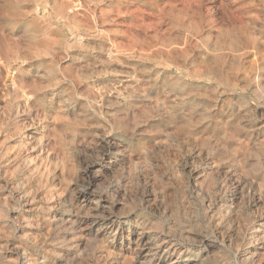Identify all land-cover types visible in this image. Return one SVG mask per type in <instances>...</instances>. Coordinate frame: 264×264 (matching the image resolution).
<instances>
[{
	"label": "clouds",
	"instance_id": "9594fccd",
	"mask_svg": "<svg viewBox=\"0 0 264 264\" xmlns=\"http://www.w3.org/2000/svg\"><path fill=\"white\" fill-rule=\"evenodd\" d=\"M4 6L9 11L18 7ZM140 6L158 10L153 28L167 26L157 32L162 48L180 40L187 43L183 53L170 57L179 67L171 87L186 92L190 81L206 78L219 89L235 78L242 85L236 89L239 95L231 99L228 110L200 105L202 111H174L177 105L166 103L165 96L143 112L118 111L111 123H105L98 145L85 140L93 125L85 123V114H76L77 77L61 68L68 49L81 47L84 37L64 33L59 47L46 45L42 54L48 56L49 66L42 83H14L10 94L5 88L7 106L0 119V264H161L162 244L168 245L164 264H264V0H140ZM58 7L52 5L54 10ZM55 17L53 11L43 18L47 28L57 27ZM148 42L147 34L133 38L134 44ZM3 43L4 66L15 65L17 81L25 79L28 70L20 65L30 51L31 37L8 32ZM249 54L258 58L251 67ZM196 68L203 74L192 71ZM58 84L70 85L61 90L63 95L55 94L59 103L40 95ZM133 98L149 96L122 94L117 103ZM29 130L39 138L32 140ZM209 176L215 178V186L206 193ZM64 189L77 198L107 200L109 210L94 217L86 230L74 228L71 240L67 232L55 234V229L34 236L29 229L41 226L26 218L28 205L35 208L36 193L43 190L46 195L38 211H53L51 201ZM257 193L261 206L253 210ZM124 224L130 226L129 237L121 231ZM133 225L141 237H151L150 260L142 259L138 247L123 244L131 238Z\"/></svg>",
	"mask_w": 264,
	"mask_h": 264
},
{
	"label": "rangeland",
	"instance_id": "374dc122",
	"mask_svg": "<svg viewBox=\"0 0 264 264\" xmlns=\"http://www.w3.org/2000/svg\"><path fill=\"white\" fill-rule=\"evenodd\" d=\"M6 3L18 7L9 11L4 6ZM53 4L58 5V9H52ZM53 11H56L53 23L57 27L47 28L43 18L51 16ZM155 11L158 10L141 7L140 0H0V119L3 118V112L7 106L6 86L10 94L11 85L14 83L17 87L20 84L30 86L42 83L40 78L45 75L49 66L48 56L42 54L45 53V46L52 43L59 47V41L64 33H75L84 37L80 41L81 47L68 49L67 59L61 62V68L77 77L76 114H85V123L93 125L87 129L89 134L85 137L86 141H95L99 145L105 123H111L118 111L127 113L131 108L133 111L143 112L165 96H169L166 103L177 105L174 111L183 109L185 112H190L193 108L202 111L200 105L211 106L213 111L228 110L231 99L239 95L236 89L242 86L236 82L235 78L224 81L219 89L211 79L206 78L190 81V88L186 92L171 87L172 78L179 75V67L178 64L171 62L170 57L176 53H183L187 43L180 40L167 48H162L158 42L157 32L166 31L167 26L160 24L155 28L152 27ZM150 12L151 16L148 15ZM35 21L40 23L36 24ZM5 24L7 27H4ZM8 32H11L13 37L21 35L31 37L30 51L24 57L25 62L20 65L22 69L28 70V76L20 81H17L19 73L13 70L15 65L9 68L2 62L3 35ZM145 34L149 38L148 43L143 45L133 43L134 37L143 38ZM28 56L32 58L28 59ZM200 59L203 60V57ZM257 59L255 55L249 54L248 67H251ZM192 71L203 74L200 68ZM52 82L54 81H43L45 84ZM67 87L70 85L58 84L56 88H46L40 95L59 103L60 98L55 94L63 95L61 90ZM133 92L137 95L145 92L149 99L133 98L117 103L122 94L128 95ZM189 92L193 95L189 96ZM21 95L23 96L24 93L21 92ZM64 98L67 99V97ZM93 100L95 102L89 107L90 101ZM18 103L23 105L25 101L21 100ZM27 104L31 107L32 101H27ZM32 117H35V112L32 113ZM55 130L59 131V128ZM32 131L29 130L30 138L38 139L39 133L32 135ZM48 132H53L51 126ZM54 144L53 140L47 146L48 149L50 150ZM36 154H39V150L34 153ZM206 183L205 192L207 193L214 188L215 178L209 176ZM59 186L60 182H57L55 187L59 188ZM45 195L43 190L37 192L35 208L31 204L28 205L29 212L26 218L41 226L29 229L34 236L41 231L49 232L55 229V234L67 232L68 239L71 240L73 239L71 232L74 228L77 231L86 230L94 217L102 216L109 210L107 200L86 198L84 195L77 198L75 192L64 189L57 199L51 201L55 209L48 213H41L38 209L42 206L41 198ZM53 195L56 194L53 193ZM65 196L68 197L66 201ZM213 203L210 201L209 207ZM260 206V197L257 193L256 203L252 206L253 210ZM244 210L243 207L240 208L241 212ZM10 215L15 218L17 214ZM232 219L236 217L233 216ZM96 227L100 229L99 224ZM131 227L134 231L130 239L123 241L124 246L131 244L134 248L138 247L142 259L150 260L151 237L147 233L141 237L140 230L134 225ZM120 228L123 235L129 237L130 226L124 224ZM167 247V244L161 245V264H164L163 257L168 255L164 252Z\"/></svg>",
	"mask_w": 264,
	"mask_h": 264
}]
</instances>
